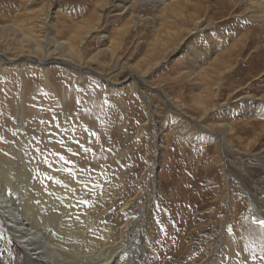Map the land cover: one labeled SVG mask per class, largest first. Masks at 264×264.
<instances>
[{
  "label": "rangeland",
  "instance_id": "obj_1",
  "mask_svg": "<svg viewBox=\"0 0 264 264\" xmlns=\"http://www.w3.org/2000/svg\"><path fill=\"white\" fill-rule=\"evenodd\" d=\"M255 2L165 0L160 11L137 9L142 18L133 27L112 0H0V26L18 24L14 13L23 6L30 16L51 14L59 42L77 45L78 29L96 27L84 45L81 77L55 64L45 78L23 61L19 80L15 64H0V155L11 157L19 143L28 160L37 156L39 170L53 159L67 174L62 179L76 171L84 200L115 229L123 227V206L138 197L129 219L151 233V264H213L224 231L236 232L251 212L245 191L264 192V105L243 104L264 101V17H251ZM1 41L0 52L18 55L16 40ZM96 55L100 62L89 59ZM137 69L146 83L130 76ZM246 164L250 177L239 170ZM231 186L237 222L229 220ZM259 206L264 210V194ZM9 233L0 218V254L14 252ZM180 244L186 248L171 258Z\"/></svg>",
  "mask_w": 264,
  "mask_h": 264
},
{
  "label": "bare ground",
  "instance_id": "obj_2",
  "mask_svg": "<svg viewBox=\"0 0 264 264\" xmlns=\"http://www.w3.org/2000/svg\"><path fill=\"white\" fill-rule=\"evenodd\" d=\"M28 1L26 0V3ZM164 1L112 0V3L116 8L115 10L120 11L119 16H130L129 24L131 23L133 27H139L138 19L141 16L137 13V9L152 6V8L160 11L159 9L164 5ZM255 4L259 6V9L251 10L253 13L251 17L262 19L264 17V0H257ZM22 7H19L20 10H18V13H14L15 16L17 15L15 19L19 20L18 24L10 23L0 26V41L5 38L7 40L8 38L10 40H16L17 42H15L18 47L15 49L16 51L19 49L17 52L18 55L13 58L8 57L7 52H0V64H3L5 67L15 64L19 68L17 77L19 80L22 79L20 70L23 61L29 63V65L35 64L32 66L40 69L45 78L47 76L49 77V67L55 64H60L66 74L73 75L75 73L73 70L67 69L71 67L79 71L78 75L80 77L85 74V69H88V67L80 65L82 61L87 59L84 53V45L86 39L90 37V34L96 31V27L84 28V32L81 30L80 32L78 29L76 33L80 34L75 33L77 36L76 39H78L77 45L68 43L69 40L67 42H59L50 30L54 28L53 23H51V14L48 13L41 17L30 16ZM14 11L15 9L12 12ZM7 21L9 22V19ZM82 33L86 34L83 35ZM11 44L13 43L11 42ZM16 44L13 46H16ZM8 45L6 43V46ZM89 59L100 62L97 55ZM114 68L116 67H111L109 72H114ZM152 68L154 69V67ZM139 70H136L138 73L131 72L130 76L132 78L140 76L141 82L144 83L147 73ZM103 80L105 85L111 84L108 78H103ZM148 87L155 89L153 86L148 85ZM45 91L47 92V90ZM141 95L151 102L144 90H141ZM24 98L23 87L20 98V108H22V111H20L22 114L20 116L23 115ZM243 104L257 109L264 105V101L245 100ZM175 108L178 109L177 107ZM176 111H180L182 115L189 117L200 129L202 127L205 128L201 120L187 116L185 115L186 113H183L179 109ZM213 134L217 137H222L221 135ZM222 138L223 148L228 149L230 147L229 143L226 138ZM14 146L11 157L6 156L3 151L0 155V218L5 222L6 230L10 232L8 235H11L14 245V252L2 250L0 264H151L148 261L149 252L152 251L150 246L151 233H149V229L141 230L137 228L138 224L134 221L131 222L129 219L130 208L132 205H138V197L123 206L121 209L125 219L122 223L123 227L115 229L109 222L103 219L104 217H100L101 214H105V211L98 212L96 215L97 211H94L96 205L84 200L82 193H80L81 188L78 185L82 178L79 177L76 171L71 170V176L62 179L61 174L65 173V170L56 168L53 159L47 164V170H39L40 165L38 164L37 156L36 158L28 160L21 145L16 143ZM249 166L248 164L245 166L241 165L239 170H243L250 177L251 172L249 171ZM229 174L231 173L229 172ZM242 185L244 183L241 181ZM231 189L232 186L230 192H228L226 188V191L230 194L229 198L232 200L228 204V209L230 213L232 212V217L228 219L237 222L239 220V213L236 207L237 205L234 204L232 199ZM258 191L256 188L254 190L252 188L251 193L245 191L247 193V207L249 204L252 205L251 212L244 213L241 216L242 220L237 224L236 232L230 234L226 231H224L225 233L222 232L221 242L214 246L213 255L215 254V257L212 261L213 264H264V225L260 223L261 220H264V210L259 206L260 197L264 192L260 193ZM226 229L228 230L227 227ZM185 248L181 244L176 246L174 252L171 253V258L176 255L178 249ZM226 251L230 254L229 256H227Z\"/></svg>",
  "mask_w": 264,
  "mask_h": 264
},
{
  "label": "snow or ice",
  "instance_id": "obj_3",
  "mask_svg": "<svg viewBox=\"0 0 264 264\" xmlns=\"http://www.w3.org/2000/svg\"><path fill=\"white\" fill-rule=\"evenodd\" d=\"M260 223H261V225H264V220H261Z\"/></svg>",
  "mask_w": 264,
  "mask_h": 264
}]
</instances>
